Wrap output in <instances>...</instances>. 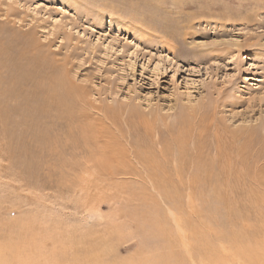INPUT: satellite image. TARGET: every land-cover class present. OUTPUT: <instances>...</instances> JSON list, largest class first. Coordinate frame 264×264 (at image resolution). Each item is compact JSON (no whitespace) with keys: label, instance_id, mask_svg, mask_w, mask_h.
I'll list each match as a JSON object with an SVG mask.
<instances>
[{"label":"rangeland","instance_id":"1","mask_svg":"<svg viewBox=\"0 0 264 264\" xmlns=\"http://www.w3.org/2000/svg\"><path fill=\"white\" fill-rule=\"evenodd\" d=\"M247 2L0 0L2 263L264 264V0ZM162 149L181 179L137 162Z\"/></svg>","mask_w":264,"mask_h":264},{"label":"bare ground","instance_id":"2","mask_svg":"<svg viewBox=\"0 0 264 264\" xmlns=\"http://www.w3.org/2000/svg\"><path fill=\"white\" fill-rule=\"evenodd\" d=\"M245 1H247V0H245ZM249 2H247L246 4H245V7H248L247 5H249V6H252L253 5V3L254 2H250V0H248ZM254 1V0H253ZM256 1H258V0H256ZM262 1V0H261ZM260 2V1H259ZM242 6L244 7V5L242 4ZM190 109V108H189ZM188 109V110H189ZM187 109H185V111H186ZM191 111V110H190ZM28 117H31V118H34L35 117V119H36V116H34V114L32 113V114H29V115H27ZM4 118V117H3ZM183 121H184V119H183ZM44 140V139H43ZM37 141H38V143H41V141H42V138H39V139H37ZM43 142V141H42ZM41 146V145H40ZM90 149V148H89ZM166 150V149H165ZM166 151H164V149H162L161 150V152H159V156H160V159H158L156 156H151V157H143V159H141V157H140V154L137 152L136 154H135V157L137 158V162L139 163V164H142L143 166H146L145 164H150V165H155V166H157V167H162L163 169L159 172V173H157V172H154L153 173V175H154V177H169V178H172L173 176H177L179 179H181L182 178V175H183V173H181V169H183L182 168V166H180V161L182 162L183 160H184V158L179 154V156L178 157H176V156H174L173 157V160H170V161H168V162H162L161 160L163 159V158H165V156H166V153H165ZM173 152V151H172ZM172 152H171V158H172ZM174 153V152H173ZM95 155V154H94ZM249 155V154H248ZM93 156V155H92ZM121 156L122 155H120V157L118 156V159L115 157V161H120L121 160ZM184 165V164H183ZM166 166H170V169L168 168V170L166 169ZM180 166V167H179ZM213 167V166H212ZM212 167H210V169H207V170H205V173H203L202 175L200 174V172L201 171H197L195 174H194V178H196V180H199V181H202L203 183H204V185L205 186H209V188L211 187V179H212ZM171 170L172 171H174V174L171 172ZM209 171H211V172H209ZM206 175V176H205ZM192 181H193V179H192ZM204 185H203V187L202 188H204ZM259 185V184H258ZM201 187V186H200ZM199 187V188H200ZM198 188V187H197ZM208 188V189H209ZM192 189V188H191ZM164 193H166L167 195H169L170 194V192L167 190V188H165L164 190ZM192 191H194V189L192 190ZM204 191V190H203ZM189 193V192H188ZM202 193V192H201ZM193 195V194H192ZM202 204H203V202H202ZM205 204V203H204ZM169 210V209H168ZM201 211V210H200ZM190 212V211H189ZM170 214L172 215V216H174L175 214L173 213V212H170ZM197 214V213H196ZM171 216V217H172ZM146 217H147V215H146ZM148 218V217H147ZM146 218V219H147ZM146 221V220H145ZM152 221V220H151ZM153 222V221H152ZM151 222V223H152ZM193 222V221H192ZM198 222V221H197ZM151 223H150V225H151ZM175 223H176V225H177V229L181 232V233H183L184 234V232H183V228H182V226H181V222L180 221H178V220H176L175 219ZM174 223V224H175ZM145 224V223H144ZM183 225V224H182ZM153 225H151V227H152ZM197 226V225H196ZM195 226V228H197ZM147 227H148V225H147ZM159 227V226H158ZM173 228V227H172ZM171 228V229H172ZM189 228V227H188ZM206 228V227H205ZM192 229H194V228H192ZM228 229V228H227ZM149 232H150V234L148 235V236H151V238L150 239H156V236L158 235V237H162V238H164V239H166L167 241L169 240V239H172L173 238V236L171 235V232H170V229H169V232H165V233H162L161 231V229H159V230H157V227L156 226H153V228L152 229H150L149 228ZM173 230H174V228H173ZM179 232V233H180ZM193 232V231H192ZM194 232H197L198 233V231H194ZM209 232H212V230L210 231L209 230ZM208 233V232H207ZM212 234V233H211ZM218 234V233H217ZM207 235V234H206ZM187 236V235H186ZM199 236V235H198ZM197 236V237H198ZM217 236V235H216ZM177 237V236H176ZM181 237V236H180ZM231 237V236H230ZM175 238V237H174ZM184 238H185V236L183 237V239L182 240H184ZM189 238V237H188ZM199 238V237H198ZM203 238H205L204 236H202L201 237V240H202V242H203ZM176 239H178V238H176ZM206 239V238H205ZM231 239V238H230ZM179 240H180V242H181V238H179ZM187 240V242H189L188 241V239H186ZM201 240L199 239V242H201ZM168 242H170V241H168ZM196 242V241H195ZM190 243H191V241H190ZM189 243V244H190ZM207 244H208V242H206ZM191 244H193V243H191ZM200 244V243H199ZM176 245V244H175ZM183 245H185V244H183ZM194 245V244H193ZM209 245V244H208ZM192 246V245H191ZM196 246V245H195ZM204 247V246H203ZM203 247H200V251H198L197 249H195V250H197L196 252L198 253V254H206L207 255V253H209L208 251L206 252V250L205 249H203ZM209 247H210V245H209ZM209 247H207V248H209ZM167 248V247H166ZM178 248V247H177ZM189 248V247H188ZM192 248V247H191ZM173 249L175 250L176 248H174L173 247V245L171 246V250H172V252H173ZM169 250V249H168ZM189 250H191V249H189ZM188 250V251H189ZM209 250V249H208ZM213 251V250H212ZM0 252H2V251H0ZM177 252V251H176ZM191 252H192V250H191ZM211 252V251H210ZM196 253V254H197ZM216 253V252H215ZM214 254V253H213ZM172 255V254H171ZM230 255V254H229ZM0 256H1V258H2V260H1V258H0V264H4V263H2L3 262V260H5L3 257H2V255L0 254ZM4 256V255H3ZM170 256V255H169ZM218 258H219V256H217ZM263 257H264V255H263ZM218 258H217V260H218ZM171 259H172V257H171ZM214 259V258H213ZM216 260V261H217ZM264 260V259H263ZM258 259H249V262L250 263H252V264H257L258 263ZM213 262V261H212ZM218 263V262H217ZM216 263V264H217Z\"/></svg>","mask_w":264,"mask_h":264}]
</instances>
